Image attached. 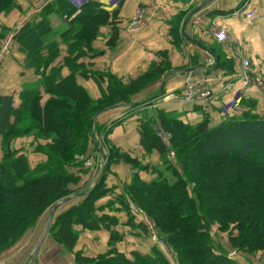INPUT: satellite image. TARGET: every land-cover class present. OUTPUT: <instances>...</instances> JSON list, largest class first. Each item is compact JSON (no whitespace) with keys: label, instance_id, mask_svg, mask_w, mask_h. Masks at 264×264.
I'll use <instances>...</instances> for the list:
<instances>
[{"label":"crops","instance_id":"obj_1","mask_svg":"<svg viewBox=\"0 0 264 264\" xmlns=\"http://www.w3.org/2000/svg\"><path fill=\"white\" fill-rule=\"evenodd\" d=\"M14 1L12 8L0 14V45L5 37L12 36L8 40L10 54L0 66V97H11L15 109L21 108L26 89H40L42 105L51 99L44 91L43 76L52 75L59 82L70 77L72 71L76 72V86L97 101L108 86L107 78L102 74L111 73L129 83L149 72L154 64L168 63L169 67L161 79L150 83L129 103L118 104L93 118L95 128L111 126L108 139L117 157L104 171V162L98 156L93 139L87 152L78 156L76 165L67 169L78 179L70 184V193L44 211L25 240L8 252V257L16 258L15 264H78V255L95 259L118 252L133 260L135 253L149 254L155 242L147 227L139 223L147 222V219L134 218L137 215L127 209L128 188L137 179L153 182L158 176L157 169L164 171L165 168L161 154L157 150L148 152L141 142L142 124L156 112L144 108L128 114V110L148 97L159 95L163 87L159 111L172 114L188 125H197L207 118L210 127H215L233 117L242 102L245 110L254 103L257 109L263 107L264 88L255 85L244 88L236 76L242 59H247L251 63L252 77L264 82V0H63L64 9L57 5V0ZM89 2L97 3L108 14V20L95 29L89 45H79L76 49L71 39L64 41L65 35L72 28L82 29L76 17ZM252 5L257 6L259 18L250 25L245 20V13ZM67 6L75 11L68 14ZM140 8L145 11L144 25L136 31L130 25ZM195 15L215 20L228 28L235 39L233 46L215 41L201 30L192 28ZM44 19L48 20L52 34L47 36L40 56H50L49 49L54 44L58 56L38 69L37 59L28 57L27 47L23 44L26 38L22 42L17 37L25 26L37 25ZM235 50L239 52L234 53ZM78 53L82 55L76 63L78 68L73 70L67 59L73 60ZM187 76L196 80L213 78L208 84L213 95L210 104L199 106L183 101L181 88ZM232 103L237 107L230 108ZM223 110L232 113L224 115ZM3 141L0 134V161L4 157ZM51 143V139L37 138L32 132L29 136L11 140L7 146L11 152H17V156L27 158L33 171L47 165L48 158L40 148ZM122 155L129 156L135 164L124 161ZM104 177L102 196L94 203L89 215L81 211L83 217L74 215L66 227L63 221L59 224V219L67 212L85 202ZM104 217L115 220V224L104 222ZM113 232L118 235L117 239H112ZM244 255L238 257L237 262L256 264L255 260L259 259L264 263V252Z\"/></svg>","mask_w":264,"mask_h":264},{"label":"trees","instance_id":"obj_2","mask_svg":"<svg viewBox=\"0 0 264 264\" xmlns=\"http://www.w3.org/2000/svg\"><path fill=\"white\" fill-rule=\"evenodd\" d=\"M58 4L63 9L66 5L63 0H57ZM14 5V0H0V14ZM67 7L68 14L75 11V8ZM98 8L95 2L84 6L76 17L82 29L72 28L64 41L71 39L76 49L79 45H89L95 29L108 20V14ZM50 34L49 22L44 19L37 25L25 26L17 37L22 42L26 38L23 44L27 47L28 57L37 59L38 69L58 56L55 44L50 46V56H40ZM81 55L78 53L73 60L67 59L73 70L78 68L76 63ZM167 67L168 63L154 64L149 72L129 83L111 73L102 74L107 78L108 86L97 101L76 86V72L73 71L70 77L59 82L52 75L43 76L44 91L51 95L45 105L41 104L40 89H26L20 109L13 107L11 97H0V134L4 139V157L0 161V207H8V212H0V255L20 242L50 205L70 193V184L78 179L67 169L76 165V156H83L92 143L93 118L118 104L129 103L134 95L161 79ZM66 84L73 88L72 93L63 90ZM155 122L171 134L175 151L178 156L183 155V160H178L183 169L190 161L197 163L193 173L197 182L193 190L188 186L185 173L179 174L178 168L168 164L169 150L158 136ZM69 131L75 133L72 140L66 136ZM32 132L37 138L52 142L40 148L48 158L47 165L33 171L27 158L17 156V152H11L7 146L11 140L29 136ZM141 142L148 152L157 150L161 154L166 168L164 171L157 169L158 176L153 182L137 179L128 188L127 209L130 201L147 211L157 228L167 236L165 242L176 251L180 264H240L230 259L229 253L219 248L210 236L209 228L215 223L220 225L221 231L238 232L237 236L231 237L234 249L249 254L264 251V115L248 112L210 127L207 118L197 125H188L172 114L158 112L156 117L142 124ZM114 155L110 164L117 157L115 151ZM120 157L135 164L129 156ZM205 159L220 164L205 174L200 165ZM168 172L171 175H167ZM104 182L105 177L79 208L59 219V224L63 221L66 227L74 215L83 217L82 212L89 215L94 203L102 196ZM219 191L223 196L217 195ZM78 264L171 263L155 246L149 254L135 253L133 260L118 252L95 259L78 255Z\"/></svg>","mask_w":264,"mask_h":264},{"label":"rangeland","instance_id":"obj_3","mask_svg":"<svg viewBox=\"0 0 264 264\" xmlns=\"http://www.w3.org/2000/svg\"><path fill=\"white\" fill-rule=\"evenodd\" d=\"M199 1V0H198ZM202 2L200 1V4ZM14 4H15V1H14ZM132 22V21H131ZM131 26V25H130ZM10 38H12V36H8V37H5V39L2 41V44L0 45V49L5 45V43L10 40ZM168 77V75H167ZM165 77V79L167 78ZM188 77V76H187ZM187 79V78H186ZM184 84V83H183ZM183 87V86H182ZM63 90L64 91H67V92H70L72 93L73 91V88H71L69 85H65L63 87ZM182 90V88H181ZM264 92V90H263ZM162 94H164V87H163V90L161 92ZM161 93L159 95L156 94V96H152V97H148L146 100H144L143 102L139 103V104H136L134 105L133 107H131L129 110H128V114L133 112V110L137 109H144V108H149V109H153L154 110V113L156 112V114L154 116H150V119H153L154 117L157 116L158 112L159 111V100H161ZM182 98V97H181ZM211 103V102H210ZM209 103V104H210ZM208 105V104H207ZM206 105V106H207ZM234 105V106H233ZM230 108H236L237 105L232 103L230 104ZM239 108L240 110L237 111L236 113H234L233 117H236V116H243L244 114L250 112V113H255V114H259V115H264V104H263V107L261 108H258L257 109V104L254 103L253 105H250L249 106V110H245V108L243 107V102L239 105ZM242 108V109H241ZM232 112L228 111H224L223 110V114L224 115H228L231 114ZM238 113L240 115H238ZM236 114V115H235ZM231 117V118H233ZM228 119H230L229 117L226 118V120L222 121V122H225L227 121ZM210 122V121H209ZM221 123H219L220 125ZM218 126V125H217ZM111 128V126H110ZM110 128L106 127V128H98V127H93L92 126V129H91V134H92V140L94 139L95 141V145H96V148L98 150V156L100 159L103 160L104 162V167H103V170L105 171L107 168H109V165H110V159L112 157H115L114 155V148L112 147V145L110 144V141L108 139V133L110 131ZM155 130L158 134V136L162 139V141L164 142L165 146L168 148L169 152L167 154V162L168 164L170 165H174V167L178 168L177 171L179 172V174H184V177L187 178L188 180V186L190 187L191 190L194 189L195 187V183L197 182V178L196 176L193 174L194 173V166L197 164L196 162L193 163V161L191 162H188V165L184 166L185 168L183 169L181 164L178 162V160H180V158L183 156L181 155L178 156L177 152L175 151V147L176 145L173 143L172 141V136L170 133H168L167 131H165L163 129V127L160 125V123H156L155 122ZM66 135V134H65ZM68 138H70L71 140L74 139L73 137H75V133H73V131H69V133H67L66 135ZM173 144V145H172ZM185 155V154H184ZM76 159H78V156H76ZM182 159V158H181ZM183 160V159H182ZM88 162V161H87ZM87 164V163H86ZM218 164L220 163H217L215 161H213L212 159H205L204 161L200 162V165L202 166V168L204 169V172L205 174L208 173V171L210 169H212L213 167L215 166H219ZM185 165V163H184ZM164 168H166L164 166ZM165 170V169H164ZM167 175H171V172H168ZM202 180V179H200ZM227 183V182H226ZM201 184V182L199 183ZM217 195L219 196H223L221 194V191L217 192ZM172 198V197H171ZM170 198V199H171ZM174 199V197H173ZM166 202V201H165ZM138 203H133V202H130L129 201V209L133 212L134 215H137V216H134V218H139L140 216L142 217H145L147 219V222H139L141 225L143 226H146L147 227V230L148 232L150 233L151 235V238L153 239V241L155 242V246L158 247L162 252L163 254L165 255V257L169 260V262L171 264H180L179 263V258H178V254L176 253V251L170 247L169 245L166 244L165 242V238L167 237L166 235H164L163 233H161V231L157 228L156 226V223L153 221V219L149 216V214L147 213V211L142 208L141 206H138L137 205ZM8 207L6 206H1L0 207V212H8ZM2 213V214H3ZM139 216V217H138ZM104 222H110V224H115V220H111L109 221V218H105L104 217ZM112 222V223H111ZM139 224V225H140ZM140 225V226H141ZM36 226V225H35ZM34 226V227H35ZM155 229V236L154 234L152 233V231L150 230V227H152ZM33 227V228H34ZM32 228V229H33ZM30 229L26 234L25 236L21 239L20 242H18L15 246L19 245V243L22 242V240H25L26 236L30 233V231L32 230ZM210 236L213 238V240L215 241L216 245L219 247V248H222L224 249L225 251L228 252L229 250V258L232 259V260H236L238 259V257H245L244 254H247V255H250V256H253L247 252H241V251H238V249H234L232 244H231V237L233 236H237L238 232L235 231V230H232V231H221V227L219 224L215 223L213 224L210 228ZM118 238V235L113 232L112 233V239H117ZM114 241V240H113ZM229 244V245H228ZM13 248V247H12ZM12 248L4 251L1 255H0V264L1 263H7V264H15L16 262V258L15 260L10 257H8V252L10 253ZM231 249V250H230ZM258 252H264V251H258ZM256 252V253H258ZM256 253H253V254H256ZM261 254V253H260ZM125 255V254H124ZM257 261L256 264H264V263H260L261 260H255ZM239 263V262H238Z\"/></svg>","mask_w":264,"mask_h":264},{"label":"built area","instance_id":"obj_4","mask_svg":"<svg viewBox=\"0 0 264 264\" xmlns=\"http://www.w3.org/2000/svg\"><path fill=\"white\" fill-rule=\"evenodd\" d=\"M259 18L258 8L255 5L250 6L249 10L245 13V20L247 24H254ZM145 11L143 9H138L135 16L131 22V27L133 30H140L144 25ZM192 28L195 30L199 29L201 32L215 41L224 42L228 46H233L235 39L233 38L230 30L225 26L219 24L215 20L205 19L203 16L195 15L191 22ZM10 43L7 41L5 45L0 49V66L4 61V58L10 54ZM239 52L235 50L234 53ZM241 56V54H240ZM212 63V61L210 60ZM213 64V63H212ZM241 82H243L244 88L250 87L252 85L264 88V82L261 78H253L251 75V63L247 59H242L241 64L237 71L236 76ZM213 80L212 77H207L204 80H196L188 77L182 87L181 97L183 101L199 106H206L209 104L213 95L211 89L209 88V83ZM231 107V106H230ZM86 165H90L87 163ZM152 233L156 234L155 229L150 227ZM7 264V263H1Z\"/></svg>","mask_w":264,"mask_h":264}]
</instances>
